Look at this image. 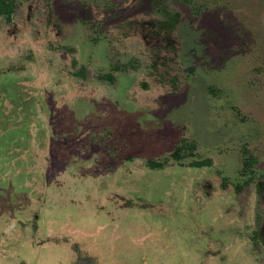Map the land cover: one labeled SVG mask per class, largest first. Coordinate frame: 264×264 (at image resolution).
I'll return each mask as SVG.
<instances>
[{"label": "rangeland", "instance_id": "1", "mask_svg": "<svg viewBox=\"0 0 264 264\" xmlns=\"http://www.w3.org/2000/svg\"><path fill=\"white\" fill-rule=\"evenodd\" d=\"M13 2L0 264H264V0Z\"/></svg>", "mask_w": 264, "mask_h": 264}, {"label": "trees", "instance_id": "2", "mask_svg": "<svg viewBox=\"0 0 264 264\" xmlns=\"http://www.w3.org/2000/svg\"><path fill=\"white\" fill-rule=\"evenodd\" d=\"M14 10V2L13 0H0V14L5 15L7 17H10V15L13 13ZM186 141L185 139H183V143L181 146H178L174 151L172 156H174L173 158L176 159H180L183 155L180 154L181 150H187V149H192L193 146L192 145H186ZM187 147V148H186ZM190 156H194L195 154L189 150V152L187 153ZM208 162L207 161H194L193 165H207ZM154 166H159V164H151Z\"/></svg>", "mask_w": 264, "mask_h": 264}, {"label": "crops", "instance_id": "3", "mask_svg": "<svg viewBox=\"0 0 264 264\" xmlns=\"http://www.w3.org/2000/svg\"><path fill=\"white\" fill-rule=\"evenodd\" d=\"M1 247H3V246H1ZM11 262V261H10ZM12 264H18V263H12Z\"/></svg>", "mask_w": 264, "mask_h": 264}]
</instances>
